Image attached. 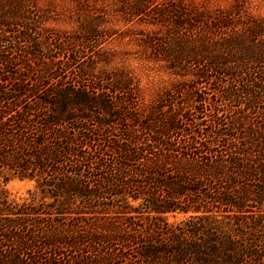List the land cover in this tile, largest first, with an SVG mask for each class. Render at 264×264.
<instances>
[{
    "label": "trees",
    "instance_id": "obj_1",
    "mask_svg": "<svg viewBox=\"0 0 264 264\" xmlns=\"http://www.w3.org/2000/svg\"><path fill=\"white\" fill-rule=\"evenodd\" d=\"M124 13L160 27L138 47L175 79L146 106L130 72L98 66L97 29L0 0V264H264V14Z\"/></svg>",
    "mask_w": 264,
    "mask_h": 264
},
{
    "label": "rangeland",
    "instance_id": "obj_2",
    "mask_svg": "<svg viewBox=\"0 0 264 264\" xmlns=\"http://www.w3.org/2000/svg\"><path fill=\"white\" fill-rule=\"evenodd\" d=\"M137 0H37V5L50 11L44 25L47 29L62 34L81 35L84 29H97L101 35L100 48L107 53L109 62L98 64L112 71L124 69L136 82V100L140 105H149L164 92L175 79L164 72L159 64L147 60L138 47L140 35L156 32L158 25L129 21L125 9ZM161 2L163 0H150ZM187 4H198L206 9L228 6L234 0H178ZM253 14H264V0H241ZM126 2V3H125ZM76 10H83L79 18ZM31 182L9 180L4 187L17 197L32 188ZM0 186H3L0 178Z\"/></svg>",
    "mask_w": 264,
    "mask_h": 264
}]
</instances>
